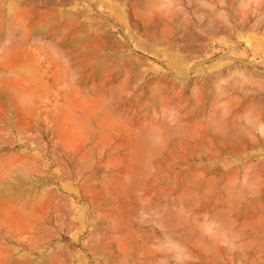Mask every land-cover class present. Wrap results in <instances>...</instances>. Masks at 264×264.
<instances>
[{"label":"rangeland","instance_id":"obj_1","mask_svg":"<svg viewBox=\"0 0 264 264\" xmlns=\"http://www.w3.org/2000/svg\"><path fill=\"white\" fill-rule=\"evenodd\" d=\"M0 264H264V0H0Z\"/></svg>","mask_w":264,"mask_h":264}]
</instances>
